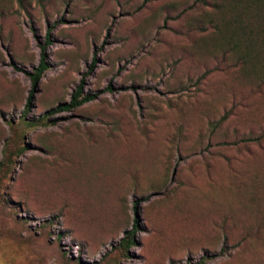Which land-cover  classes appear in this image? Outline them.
<instances>
[{"label":"rangeland","instance_id":"1","mask_svg":"<svg viewBox=\"0 0 264 264\" xmlns=\"http://www.w3.org/2000/svg\"><path fill=\"white\" fill-rule=\"evenodd\" d=\"M234 1L0 0V264H264V83L230 52ZM79 84L96 98L52 111Z\"/></svg>","mask_w":264,"mask_h":264},{"label":"trees","instance_id":"2","mask_svg":"<svg viewBox=\"0 0 264 264\" xmlns=\"http://www.w3.org/2000/svg\"><path fill=\"white\" fill-rule=\"evenodd\" d=\"M238 1H234L232 9L235 16L230 21L228 43L230 52L237 61L238 68L242 73H247L257 81L264 83V32L263 29L257 32L253 30V20L256 19L264 10V0H245L244 5L240 6ZM228 28V27H227ZM227 39V37H226ZM48 39L45 38L43 45H39V60L31 74H28L31 87L28 91L25 110L30 102L32 91L38 83L43 72L47 69L45 61V46ZM110 89V87H106ZM96 98L95 94H82L80 84L70 94L67 103L57 105L54 110H66L78 107L84 103L90 102ZM261 138H244L242 141L252 142L259 141ZM134 215L136 211L133 212ZM136 220L133 219L131 228L123 233L119 240L121 249L126 250L133 243V234L136 231Z\"/></svg>","mask_w":264,"mask_h":264}]
</instances>
